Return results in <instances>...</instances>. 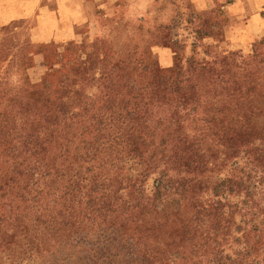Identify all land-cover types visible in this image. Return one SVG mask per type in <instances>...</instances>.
Instances as JSON below:
<instances>
[{
    "label": "rangeland",
    "instance_id": "374dc122",
    "mask_svg": "<svg viewBox=\"0 0 264 264\" xmlns=\"http://www.w3.org/2000/svg\"><path fill=\"white\" fill-rule=\"evenodd\" d=\"M0 264H264V0H0Z\"/></svg>",
    "mask_w": 264,
    "mask_h": 264
},
{
    "label": "crops",
    "instance_id": "0c3cea01",
    "mask_svg": "<svg viewBox=\"0 0 264 264\" xmlns=\"http://www.w3.org/2000/svg\"><path fill=\"white\" fill-rule=\"evenodd\" d=\"M56 1L53 3L55 4ZM50 7V3H46L44 5H41V10L42 9H47L50 11V13L55 14L58 12L57 10V6H53L51 9H49ZM98 7H101L100 5ZM52 10V11H51ZM48 12V11H47ZM78 12H80L81 14V18L79 20L80 22H86L88 21V18L86 17L85 14V10H83V7H79L78 8ZM54 16V15H53ZM53 20H51V22H53ZM59 21H62L61 18L59 19ZM93 23H97V21H91ZM35 31L36 33L41 34V36H39L34 42L33 45L36 44H46L49 42H56V43H66L70 40H77V35L74 36H70L72 35V31H73V26L69 27L66 26V24H64V22H62L61 24H47V25H43L40 24V22L36 23V27H35ZM39 59H42V56L39 57Z\"/></svg>",
    "mask_w": 264,
    "mask_h": 264
},
{
    "label": "trees",
    "instance_id": "16d2710c",
    "mask_svg": "<svg viewBox=\"0 0 264 264\" xmlns=\"http://www.w3.org/2000/svg\"><path fill=\"white\" fill-rule=\"evenodd\" d=\"M47 3V2H46ZM49 43H52V42H49ZM77 44V45H81L82 42H78V41H68L66 43H61L60 46H59V49L61 48L62 50H59L57 51V56H58V59L59 61L60 60H63V54L66 55V52L68 51V46L70 44ZM96 43V42H95ZM95 43L93 42L91 46H94ZM48 43L46 44H36V45H30V48L33 52V55L35 57V62L32 64V70H36V72L39 70L37 67H44L47 71L45 73L46 77H47V83H49L52 87L56 88V87H59L60 88V92L63 93V82H59L57 81L56 79H54V77H52L51 72L55 69V68H50L48 65H47V62L51 59V50L47 47ZM42 56V59H39V57ZM85 66V63L84 62H81L78 67H77V71L75 69V74H78L80 73L83 68ZM61 75V74H60ZM61 86V87H60Z\"/></svg>",
    "mask_w": 264,
    "mask_h": 264
}]
</instances>
